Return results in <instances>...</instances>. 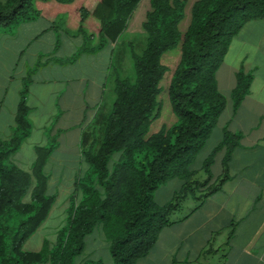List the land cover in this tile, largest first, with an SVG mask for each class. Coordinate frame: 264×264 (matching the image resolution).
Wrapping results in <instances>:
<instances>
[{"label": "trees", "instance_id": "obj_1", "mask_svg": "<svg viewBox=\"0 0 264 264\" xmlns=\"http://www.w3.org/2000/svg\"><path fill=\"white\" fill-rule=\"evenodd\" d=\"M142 1L6 0L0 2V31L37 19L53 23L64 13L68 29L85 38L77 57L98 53L119 42ZM188 4V0H150L143 23L146 49L141 55L132 53L136 79H115L113 109L110 114L99 113L104 124L100 145L95 150L94 141L83 152L90 173L76 182L69 223L60 231L58 245L50 249L45 242L39 252L26 251L24 246L47 221L56 202L57 197L49 194L45 171L56 147H36L31 173L10 160L32 132L27 103L31 71L20 93L13 136L0 142V264H78L89 238L100 227L110 246L109 264H136L151 252L163 229L175 223L173 215L189 196L202 202L229 179L240 134L225 130L223 140L200 167H194L199 166L227 107L217 71L245 24L264 19V0H197L187 15ZM186 16L188 24L181 31ZM178 46L181 57L168 88L177 122L150 134L161 112L160 85L167 72L163 56ZM251 82V74L238 73L232 94L235 110ZM221 152H225L223 173L212 183V166ZM173 179L182 183L180 191L166 204L158 203L155 194Z\"/></svg>", "mask_w": 264, "mask_h": 264}, {"label": "crops", "instance_id": "obj_2", "mask_svg": "<svg viewBox=\"0 0 264 264\" xmlns=\"http://www.w3.org/2000/svg\"><path fill=\"white\" fill-rule=\"evenodd\" d=\"M65 21L62 13L53 23L37 19L0 31V142L13 136L20 93L35 71L27 101L32 132L10 159L28 173L36 160V147L63 141L62 133H69L70 126L78 131L69 139L71 145H83L82 127L90 123L91 109L103 103L110 92L106 84L114 45L77 57L85 38L69 30ZM241 71L251 74L252 82L235 110L232 94ZM216 79L227 107L207 143L205 150H209L203 160L223 140L225 130L240 134L229 163V179L219 192L202 202L189 200L188 213L174 215L175 223L163 229L151 252L136 264H264V19L246 23L234 37ZM47 133L50 144H46ZM64 147L59 146L46 165L50 179L49 167L64 163ZM73 154L78 158L82 151ZM224 157L225 152H221L215 158L212 183L223 173ZM216 165L219 170L214 173ZM178 184L181 188L182 183ZM54 206L38 232L46 229ZM209 249L212 251L207 253Z\"/></svg>", "mask_w": 264, "mask_h": 264}, {"label": "rangeland", "instance_id": "obj_3", "mask_svg": "<svg viewBox=\"0 0 264 264\" xmlns=\"http://www.w3.org/2000/svg\"><path fill=\"white\" fill-rule=\"evenodd\" d=\"M6 0H0V2H5ZM197 0H188V11L189 15L190 8ZM151 5L150 0H143L135 12L133 18L130 21L129 28L119 42L114 45L112 54V59L110 62L108 80L106 87L110 91L106 95L103 103H97L95 108H92L93 117L90 119V123L82 127L84 129L83 136V145L76 144L71 145L69 139L74 138L77 130H74V126H70L69 133H62V137L65 139L63 141H53L56 149H59V146L64 150L62 153L65 156H62L64 163L58 162L56 165L49 167L51 173V179L49 182V194L56 196V205L54 206V211L52 217L47 223L46 229L36 233L31 237L24 247L26 249H31V251H39L43 249V246L46 242V248L49 246L51 249L52 246L58 245L60 231L67 227L69 223V216L72 213L74 201V192L76 191V182L79 179L85 177L87 173H90V166L86 163L85 158L83 157V152L88 151L92 143L97 141L95 150L98 149L100 141L104 133V124L99 118V113L101 115L110 114L113 109L116 96L114 94V83L115 79L121 77L123 79H129L135 81L136 73L134 69V61L132 59V53L141 55L146 49L147 38L143 30V23L146 21L147 13L150 11ZM188 18L186 16L184 22L181 25L180 30H183V26L188 24ZM181 57V48L180 46L168 51L163 56V64L167 68V72L161 82V94L159 96V109L160 117L156 119L150 128V134L158 133L163 128L170 127L177 122L176 116L173 114L169 97H168V88L176 70ZM89 121V120H87ZM56 122V121H55ZM78 129H81L78 126ZM61 136V135H60ZM77 136V134H76ZM48 142L50 144L51 135L47 133ZM79 137V139H81ZM214 142L212 141V144ZM67 144V145H66ZM55 149V150H56ZM76 150L82 151L81 157L75 158L74 152ZM209 149H206L200 158L202 162L204 155L207 154ZM59 151V150H58ZM57 151V152H58ZM67 151V153L65 152ZM118 155L113 157V160L116 161ZM219 170V166H214V173ZM179 184L177 180H171L166 185L162 186L160 190L155 194L156 201L159 203H166L169 199L174 196V193L179 192ZM73 197V198H72ZM193 200V197L188 198L187 201H184L183 206L179 209L175 217H182L188 213L190 209V201ZM173 215V216H174ZM90 261H103L104 263L109 264L111 261V255L107 246V242L102 230V227L97 228L94 234L89 238L87 243V248L83 256L80 257L78 264H83Z\"/></svg>", "mask_w": 264, "mask_h": 264}]
</instances>
